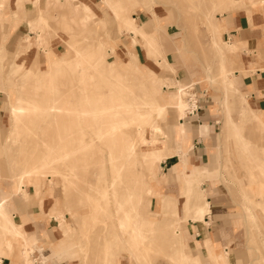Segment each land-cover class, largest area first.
<instances>
[{
    "label": "rangeland",
    "instance_id": "rangeland-1",
    "mask_svg": "<svg viewBox=\"0 0 264 264\" xmlns=\"http://www.w3.org/2000/svg\"><path fill=\"white\" fill-rule=\"evenodd\" d=\"M101 1L102 0H96L93 4L89 0L79 1L81 5L83 3L84 5L88 4L87 6L91 8L94 14L93 19L96 22L93 21L90 23V27L88 26L85 28V33H82L81 30L76 27L77 25L73 20H67L70 22V25H73V31L70 30L71 33L70 31L67 32L61 24L63 21L62 13L65 15L64 10H66V2L62 5L58 2L59 7L55 6L54 9L53 6L48 10L45 5V0H42L44 3H40L43 9L41 14L45 15L48 22L51 24H49V27H46L43 32L45 38L44 47L47 48L48 51L46 52L47 54L41 53V58L37 55V53H40L37 51L39 47L37 44L38 42H35L39 35L36 31H31V28L30 31L34 36L33 38V36L30 35L31 40L34 41L32 47L35 49L37 48V50H32V53L29 54H26L27 52L23 51L20 53L19 57L22 55L24 56L21 58L18 57L16 60L17 53L13 56V53H10L12 52L11 48H8V46L3 43L6 35L0 36V185L2 190L12 197L10 204L16 203V214L20 213L19 211L21 210L32 213L31 210L34 209L35 211L42 213V217H44L47 225L48 223H51L52 231L49 233H42V237L36 241L35 246L32 247L34 253L31 257L27 254L26 249L28 246H33L34 242L30 240L31 243L26 244L22 239L13 238L12 233H6L2 228H0V243L2 242L0 246H6V243L11 240L13 243L12 252L19 255V262L17 261L18 264H24V257L22 255H27L33 264H50L51 262H54V260L51 261L53 258H55L58 263L64 260H71L75 261L71 264H115V262H113V256L118 258V264H135L130 258V253L128 254L125 250L127 247L129 248L128 242L133 239L132 229H130V227V230L126 229L125 232L120 229L118 224L120 223L121 216L125 214L124 209H122L121 214L116 213L115 206L117 204L120 205V202L112 197L107 201L106 210L105 212L102 211L104 213L99 214L100 211H97L98 213L94 212L95 209L93 206L95 204L97 205L100 200L99 195L102 193V190L105 191V188L107 190L112 178L111 163L108 155L109 149L107 147L100 148L93 143L95 117H91V114L84 115L85 117L83 115L77 116L76 111L84 109L90 110V108L94 109L95 99L100 94L105 97L99 102V104L109 98L116 97L117 95H123V98L120 100L130 103L140 101V97L144 95L145 90L136 76L127 75L124 80L127 89L122 90L117 86V82L113 79H108V81H106L103 77L97 75L91 68H89L88 63L85 61H74L76 52H74L72 48H69V45L73 41L72 36L74 37L77 33L76 38H78V40H75L79 41L78 45L80 46L84 45L85 40L91 44L103 42L107 47L105 48V51L108 52L106 59L110 63L114 62L115 58L123 63H128L130 60V50L135 52L139 60L140 73L144 74V72L149 69L154 73L156 78H159L164 82L161 86V95L164 99V103L169 101L172 93H177L179 86L187 87L190 85L195 87L198 97H202V94L205 93L208 95L207 99L213 101L215 112H218L216 114V122L218 125L216 126L213 136H211L206 142L204 158L197 160L191 159L188 154L189 156L187 155L183 161V159L177 154L180 159L179 162L183 161L186 165L184 166L185 169H183L184 167L181 163L179 170L180 173H184L186 178L191 179L195 178L203 169H208L214 173L213 175H217V171L219 172L221 168H223L221 179L220 176H217V178H210L209 180L204 179V183L206 188H211L212 186L216 188L214 195L219 200L220 196L223 195V198H227L230 202V208L232 209L230 212V219H232L230 221V229H232V234L234 235L231 240V249L233 250L230 252V263L254 264L256 262L255 264H259L261 261L260 264H264V226L261 225L263 222L260 221L262 218L257 214L258 217L255 215L254 218L248 217V219H246L245 216L250 214V212L245 213V210L243 211L241 208V206L244 208L246 206L251 207L252 211H258L257 209L259 208L255 206V203L253 202L255 201V198L250 192L248 170L250 165H252L249 161L250 155L243 153L240 149V145L235 143L234 138L227 140L226 137H223L226 121L225 107L223 103H221L223 86L219 80L212 83L207 76L208 70L212 77H216V79L219 78L218 69L222 57L215 43L218 40H215L216 36L212 32L211 27H209L208 20L206 21L204 17V10H210L212 7L211 4L220 2H218V0H140L142 3L139 4L135 11H130L129 16L134 17L135 19L137 18L136 22L139 25L147 22L146 29L149 32L154 31L156 21H158V26L164 30V33H160L158 37L162 53L154 58L147 54L144 40L139 39L140 42L138 41L139 44L136 45L135 48L131 46L130 34L125 30L120 31L119 25L114 19V13L111 10L106 9V7H103ZM124 2L125 4L128 3L126 1ZM223 2L226 6H221L222 9L218 7L213 13V18L218 19L221 24L219 42L224 41L222 39L224 28L221 19L225 14L238 9V6L229 5L226 3V0H223ZM0 7H3L5 13L11 12L8 0H0ZM23 7L19 10L16 0V26L24 21L28 24L29 20L36 18L38 15L37 9L34 7L32 0H25ZM3 9L0 8V10ZM227 9L228 11H226ZM3 24L4 21L0 20L1 27H3ZM40 30L41 29H39V31ZM62 30L65 32L63 33ZM45 32L48 34L46 33L45 35ZM24 39L20 42L18 48L22 43H25ZM225 41L228 42V39H225ZM3 45L5 47H3ZM110 47L115 50L113 54L110 51ZM50 56L54 58L67 57V59H69L68 62L66 61L68 64L62 69L59 80L60 84L53 87L51 92L48 91V86L50 85L49 81L45 80L39 85L35 76L25 78L23 77V72H13L12 63L15 61L17 64L23 65L25 69H29L35 64V62H37L39 70L46 71L47 58H50ZM228 56L233 61L230 64L231 67H234L236 65L237 55L229 54ZM159 61L162 65L158 63ZM165 61L168 65L165 64ZM234 70H232V72ZM85 72L86 74H84ZM91 75L93 77H90ZM232 77L233 74L231 75V79ZM233 82L235 84L234 80ZM37 86H40L41 88L37 89ZM8 91L14 94L13 100L21 98L23 104L33 102L38 106V109L32 114L33 118L31 119V122L26 118H21L19 121L14 115H12L10 112L11 103L7 95ZM244 96L248 97L246 94ZM52 99L56 102H51ZM120 100L118 102H120ZM184 100L187 102L186 96L184 97ZM229 101L230 107H228L227 110L230 112L233 122L240 127H245L242 133L243 136L248 140L250 139V142L254 143L252 145L254 152L261 158L263 156V151L261 150L260 145L264 141V131H258V128L256 127L257 124L254 121L246 120L245 124L242 123L243 98L230 93ZM51 103L59 104L65 108V114L62 113L61 116L59 114L56 118L50 116L46 118L42 115L39 116L38 114L41 113V109ZM249 104L250 110L259 113L261 108L255 106L250 101ZM69 109L70 111H68ZM135 110L136 106L133 108V111ZM145 110L148 111V109H141L142 112ZM246 111L250 114L249 110ZM251 114L253 113L251 112ZM258 116L264 122V111L258 114ZM90 117L93 118V120ZM158 117L162 118L160 119ZM180 118L181 113L179 110L170 108L165 111L163 116H157L156 113L153 114L152 120L157 123L156 125L160 124L159 126L166 133V135L163 134V136L158 138L162 140L165 147L167 146L168 148L169 143L173 145L175 142L177 145L183 146L182 150L183 148L188 150L189 148L183 145V140L179 137L173 139V135L171 136V127L175 126ZM188 120L191 119L189 118ZM255 127L256 132L258 131V134H256L261 136V140H257L253 136L255 135L253 134ZM147 129L150 132L151 128L149 126ZM135 131L136 127L133 125L132 128L129 129V132L134 134ZM186 132V141L188 144V134L190 130L187 129ZM170 140H172V142H170ZM256 141L258 142V145H256ZM49 142H52V144ZM63 144L68 150H77L79 152L76 153V155H73L70 160L61 161L62 163L60 162L58 164L59 166H56L58 170H60L59 175L52 174L51 169H45L39 170V173L37 172L35 174L37 176L41 175L40 177L32 178L35 182L38 180L43 183L45 182L47 185L50 183V180H52L55 184L54 191L52 192L53 194L50 195L49 192H47L48 189L46 187V191L44 193L41 192L37 196L34 187L35 182L28 179L22 186L29 196L28 198L21 197L20 193L23 192H20L21 189L19 188L18 183L21 171L32 167L35 162L37 163L41 161L42 156L44 157L50 152H53L54 156L57 157V152H62L60 147ZM142 147L143 146H140L139 150H141ZM209 149L210 151H208ZM166 151L167 149L164 151L165 155L162 157V161L168 156H171V153H167ZM191 156L194 157L193 152L191 153ZM174 166L169 169L168 173L167 169H165V171L161 169L159 175L166 178L165 185L170 183L172 186L178 188L168 187V189L165 190L164 184L159 187L160 185L158 183H154L153 187L156 193H154L153 198L149 197L146 192L143 193L145 202L139 206V209L145 218L151 222L160 221L165 216L162 206L163 198L160 195L163 190L179 200L178 207L183 215L182 206L186 198L182 195V185L180 182H182L184 178H182L183 176L176 171ZM71 169L77 171H75L76 178L74 176L70 177L72 183L69 184L65 180L62 181V175L64 173H69ZM72 178H75V180ZM133 178L137 179V176H134ZM101 179L105 180V186H103V188L99 187ZM205 185L203 188H205ZM143 186L144 185L141 184L137 185L138 189H141ZM63 188L65 190H63ZM67 190L68 192L66 193ZM120 191L121 189L119 188V192ZM245 195L252 198V201H250L251 203L247 202ZM42 200L43 202L41 203ZM151 201H153L152 204ZM105 205L106 204L104 203V207ZM53 206H57L59 212L65 215V224L70 229L75 230L72 237L67 238L63 234V230L56 218H51L53 217L51 212ZM9 215L12 218L11 212H9ZM74 216L75 218L73 219ZM92 216L94 217L92 218ZM257 218H260V220L258 219V221ZM188 221L189 220L180 221L181 224L177 227H180L182 230L183 240L186 244L184 249L185 253L191 258H195L197 254L192 247L190 242L191 238L188 235ZM162 222L163 221L161 220L159 224ZM159 228L166 233L162 234L161 231H158V234H156L158 238L155 237V241H153L152 248H150L148 254L147 263L145 264H182V261L178 256L179 251H177L179 250V247L176 244V246L173 245V232L169 231L168 226H161ZM53 232L56 233L58 240L61 239V244L66 250L65 257L53 255V251L50 247L52 243L56 242L54 237L51 236ZM50 241H52V243ZM151 241L152 240H150V242ZM137 247L140 248V246ZM207 247L210 264H226L224 260L220 259L219 255L221 251L216 250L213 243L210 242ZM40 248L42 251H40ZM218 248L223 247L218 244ZM46 249L49 250V252L45 253ZM36 252L39 254H36ZM49 254L52 255V257H48ZM201 260H203V258H201Z\"/></svg>",
    "mask_w": 264,
    "mask_h": 264
},
{
    "label": "bare ground",
    "instance_id": "bare-ground-1",
    "mask_svg": "<svg viewBox=\"0 0 264 264\" xmlns=\"http://www.w3.org/2000/svg\"><path fill=\"white\" fill-rule=\"evenodd\" d=\"M124 1L128 3L125 4ZM246 1L253 3L254 0H226V3L234 6V5H240V4L243 5ZM32 2H33L34 7L37 9L38 15L36 18L29 20L30 28H31V31H36L37 34L39 35L38 39L35 40V42H38L37 44L39 45V48L47 52L48 51L47 48L44 47L45 38H44L43 32L45 31L44 29L46 27H49V24L51 23L48 22V19L45 15L41 14V12H43V9L40 3H44V2H42V0H32ZM58 2L60 3V5L66 2V7H65L66 10H64L65 15H63L62 13L64 22L62 21L61 24L67 30V32L70 30L73 31L72 30L73 25L71 24L72 25L71 27V25L69 24L70 22H68L67 20H73L77 25L76 27H78L82 33L83 32L85 33L84 29L87 28L89 24L94 21L93 19L94 14L91 8L84 4L81 5V3L78 0H65V1L45 0V5L48 10L49 8L53 6H54L53 8L55 9V6L59 7ZM218 2L220 3H217V2L213 4L210 3L212 5L210 10L204 8L205 9L204 17L206 21L208 20L207 21L209 22L208 25L209 27H211L212 32L216 36L215 40H218L215 43L222 57L221 62H220V67L218 69L219 78L216 79V77H212V75L210 74V72H208V70H207V76H208L209 81H211L212 83H214V81L219 80L221 82V85L223 86V91L221 92V103H223L225 107V113H226V121L224 125L223 137H226L227 140L230 138H234L235 143L237 145H240V149L243 151V153H247L250 155L249 161L252 163V165H250V167L248 168L249 180H250V183H249L250 192L252 196L255 198V201H253L255 203V206L259 208L257 209L258 211H252L251 207H247V206L245 208L241 206V208L243 211L245 210V213L250 212V214L245 216L246 219H248V217L254 218L255 215L259 214L262 220H260V218H257V220L259 219L260 221H262L263 224L261 225L264 226V141L260 145L261 150L263 151L262 152L263 156L260 158L254 152V148L252 146L254 143L250 142L249 141L250 139L248 140L242 134L245 127H240L235 122H233L230 116V112L227 110L228 107H230V101H229L230 93L234 95H238L241 98H243V104H242L243 105V110H242V117H243L242 123L243 124H245L246 120L254 121L257 124L256 125V127L258 128L257 130L264 131V122L258 116V114L262 113V111L264 110H260L259 113H256L253 110H250V104L246 96H244V94L236 87L233 80L231 79V75L233 74L232 70L234 68L231 67L230 65L231 62L233 61L230 59L228 55L229 54L237 55L239 51V45L233 42L231 43L226 42V41L219 42L220 41L219 37L221 35V24L218 21V19L213 18V13L218 7L222 9L221 6L225 4L223 0H220V1L218 0ZM141 3L142 1L140 0L138 1L137 0H102L103 7H106V9H109L114 13V19L119 25L120 31L125 30L130 34L131 46L135 48V46L139 44L138 43L139 39L144 40L145 46L147 48V54L150 57L156 58L162 53L160 50V44L158 42V37L160 33H164V30L158 26L159 25L158 21H156L154 31L149 32L146 29L147 22H144L142 25H139L136 22V19L134 17L129 16V12L133 10L135 11L138 8L139 4ZM24 4H25V0H17V6L19 10L22 9ZM0 8L3 9V7H0ZM228 9L226 11H228ZM16 17H17V14H16ZM4 19H5V13L2 12L0 14V20L3 21ZM39 29L41 30L39 31ZM46 30H49V29H46ZM64 30H62L63 33L65 32ZM54 32H55V29H54ZM46 33L47 32H45V35ZM76 35L77 33L75 34L74 37L72 36L73 41L70 39L72 42L69 45L70 46L69 48H72V50L76 52L74 61H79V62L85 61L86 63H88L89 68H91L97 75H99L100 77H103L106 81H108V79L109 80L113 79L115 82H117V86H119L122 90L127 89V87H125V84H124V80L126 76L127 75L136 76L140 84L144 87V90H145L144 95L140 97V101H135V102H130V103L120 100L123 98L122 97L123 95H117L116 97L109 98L108 100H105L103 101V103L99 104V102H101V100L104 99L105 97L102 94H100L95 99L94 109L90 108V110L84 109V110L76 111L77 116L78 115L86 116L88 114H91L90 115L91 117L93 116L95 117L96 120L94 122L95 130L93 133V143L95 146H98L100 148L107 147L109 149L108 155H109V159L111 163L112 178H111V182L107 190L106 188H105V191L101 189L102 193L99 195L100 200L98 201L97 205L95 204L93 206L95 209L94 212L98 213L100 211L99 214L104 213L106 210L105 208L107 206V201L112 197L118 202H120V205L117 204L115 206L116 213L121 214L122 209H124L125 214L121 216L120 223L118 224L121 230L125 231L126 229H129L130 227H131L130 229H132L133 239L132 241L128 242L129 248L127 247V249L125 250L127 251L128 254L130 253L131 255L130 258L131 260L134 261L135 264L147 263L150 248H152L151 246L153 245V241H155V237L158 238L156 234H158V231H161L159 228L161 226H168L169 231L173 232V245L176 244L179 247V250L177 251H179L178 256H179V259L182 261L181 262L182 264H193V263L202 264L200 254L196 255L195 258L192 257L193 258L192 259L190 256L187 255V253H185L184 249H185L186 244L183 240L182 230L180 229V227H177V226H180L181 224L180 221H183V220L184 221L192 220V222L193 221L194 222H204L206 215H209L212 213L211 203L207 200V195H208L207 190L203 188V186L205 185L204 182L206 179L209 180L210 178H214V177L217 178V176H220V179H221L223 168H221L219 172L217 171V175H213L214 173L208 169H203L195 178H191V179L186 178L183 172L180 173L183 176L182 178H184V180L180 182V184L182 185L181 186L182 195L184 196V198H186L182 206L183 215L181 214V211L178 207V203H179L178 199L170 194H167L164 190L161 191V194H160L161 197L163 198L162 206H163V211L165 213L164 218L161 219L163 221L161 224H159L161 220L151 222L150 220L146 219L145 216L141 213V210L139 209V206L145 202V197H143L144 192H146L149 197L153 198L154 193H156L153 187L154 183H158L160 185L159 187H161L163 184L164 185L166 184L165 183L166 178L161 177L159 174L161 172L162 157L165 155L164 151L167 149V146L165 147L162 143V140L158 139L160 136H163V134L166 135V133L159 126L160 124L156 125L157 123L153 122L154 121L152 120L153 114L156 113L157 116H163V114L165 113V111H167V109L172 108V109L179 110V112L181 113L180 120L188 119L189 117L186 115L188 103L185 101L186 99L184 100V97L187 95L185 88H184L185 86L184 87L179 86L177 93L176 92L172 93L169 101L167 103H164L163 102L164 99L162 98V95H161L162 94L161 86L163 85L164 82L160 80L159 78H156L154 76V73L150 71L149 69L146 70L144 74L140 73L141 70L139 69V60L135 52L130 50V60L128 63H123L117 58H115L114 62L110 63L106 59L108 56V52L105 51V48L107 47L105 46L103 42L91 44L87 40L85 41L83 40L84 45L81 43L83 46H80L78 45L79 41H77L78 38H76ZM24 41L25 43H22L20 47L18 48L15 60L19 57L21 52L30 50L31 47L34 45V41L31 40L30 35L26 36ZM110 51L112 52V54L115 52V50H113L111 47H110ZM68 60L69 59H67V57L54 58L50 56V58L49 57L47 58V70L46 71L39 70L37 62H35V64L32 65L29 69H25L23 65L17 64L16 61L12 63V67H13V72L15 73L23 72V77L25 78H28V77L31 78L35 76L36 77L35 79L37 80V83L39 85L42 84L43 81L45 80L49 81L50 85L48 86V89H49L48 91L51 92L53 90V87H55L57 84H60L59 83L60 75L62 73V69L64 68V66L68 64L67 63ZM158 63L162 65L160 61ZM165 64L168 65L166 61H165ZM84 74H86V72ZM90 77H93V76L91 75ZM40 88H41L40 86H37V89H40ZM7 95L10 99V103H11L10 112L12 113V115H14L16 119H18L19 121L21 118L22 119L26 118L29 122H31V119L33 118L32 114L38 109V106L33 102H30V103L28 102L27 104H23V100L21 98L17 100H13L14 94L12 92L8 91ZM119 100L120 102H118ZM51 102L55 103L56 101L52 99ZM53 103L48 104L43 109H41V113H39L38 115L39 116L42 115L46 118L49 116L52 118H56L59 114L60 116L62 113L65 114V111H66L65 108H63L59 104H53ZM135 106H136V110L133 111V108ZM144 107H147V108H144ZM141 109H148V111L145 110L144 112H142ZM246 110H249L250 114ZM68 111H70V109ZM251 112L253 114H251ZM66 115H67V112H66ZM91 119L93 120V118ZM133 125H135L136 127V131L134 134L129 132V129L132 128ZM148 126L151 128L150 132L147 129ZM256 127L253 130L254 132L253 134H255L253 136L255 139L261 140L262 139L261 136L257 135L258 131L256 132ZM179 129H180L179 138L184 141L183 145L187 146L189 149L186 150L183 148L182 150L183 146L177 145L174 142L175 151L171 152V155L178 154L184 161V158H186L188 154L190 155V151L192 149V145L190 144L188 145L186 141V134H187L186 131L187 129L190 130L191 128H189L188 124L186 125L183 122H181ZM210 131H211V128L203 126L201 127L200 135H207L209 134ZM172 140H170V142H172ZM118 141H121V142H118ZM49 143L52 144V142H49ZM256 145H258V142L256 143ZM140 146H143L141 150H139ZM170 146H172V144H170ZM60 149L62 152L60 151L57 152V155H58L57 157L54 156L53 152H50L44 157L42 156L41 161L37 163L35 162L32 165V167L21 171V173L19 174V180H18L19 188L21 189L20 192H23V193H20L21 197L28 198L29 195L27 191L23 189L22 185L28 179L33 180L32 178L38 177L39 175L37 176L35 174L37 172L39 173V170L51 169L52 174L59 175L60 170H58L56 166L61 161L70 160V158L73 155H76V153L79 152L77 150L75 151L68 150L64 144L60 147ZM78 149H79V145H78ZM184 151H185V154H184ZM75 171L77 170L71 169L69 173L63 172L64 173V174L62 173L63 179L61 178L62 181L65 180L69 184L72 183V180L70 177L74 176L76 178ZM134 176H137V179H134L133 178ZM75 178H72V179L75 180ZM33 182H35V180H33ZM104 182L105 180L101 179L99 187L103 188V186H105ZM138 184H141L144 186L141 189H138L137 187ZM54 185L55 184L52 180H50V183L48 185L45 184V182L43 183L42 181L40 182L36 180L34 184L36 195L38 196L41 192L44 193L46 191V187L48 189L47 192H49V194L52 195L53 194L52 192L54 191ZM119 188L121 189L120 192H119ZM63 190L65 189L63 188ZM67 192L68 190L66 191V193ZM245 197H246L247 202L251 203L250 201H252V198H249L246 195ZM55 201H56V198H55ZM42 202L43 200L41 201V203ZM104 203L106 204L105 207H104ZM152 203L153 201H151V204ZM51 212L53 216L52 218H56L57 222L60 224L61 229L63 230L62 231L63 234L67 238L72 237V235H74L73 233L75 230L70 229L65 224V221H66L65 215L59 212L57 206H53ZM93 217L94 216H92V218ZM97 217H98V214H97ZM256 217H258V215ZM74 218L75 216L73 217V219ZM0 228H2L6 233H12V235L15 236L16 239H22L26 244L31 243L30 240L27 239L24 232L20 229V227H18L17 223H15L12 220V218L9 215V212L5 209V207L2 204H0ZM161 233L164 234L166 232L161 231ZM150 240L152 241L150 242ZM209 240H207L208 242L206 241L207 245L210 243ZM11 246H12L11 243L7 242L5 249L9 250ZM137 246H140V248ZM220 251H221L219 255L220 259L224 260L226 264H230L231 250H229L228 248H225ZM6 253L7 252L4 251V255H6ZM30 253L31 252L27 250V254H30ZM113 257H114L113 262H115V264H118V258L115 256ZM23 260H24V264H33V262L30 260V258L27 255L24 256ZM0 263H1V259H0ZM260 263L261 261L259 262V264ZM239 264H244V263H239Z\"/></svg>",
    "mask_w": 264,
    "mask_h": 264
},
{
    "label": "crops",
    "instance_id": "crops-1",
    "mask_svg": "<svg viewBox=\"0 0 264 264\" xmlns=\"http://www.w3.org/2000/svg\"><path fill=\"white\" fill-rule=\"evenodd\" d=\"M89 1H91L93 4L96 0ZM8 4L11 8V12L5 13L4 9L0 10V14L2 12L5 13L3 27L0 26V36L6 35L5 41L3 40V43H5L8 48H11L12 52L10 53H13L14 56L18 51V45L20 42L28 35L33 36V33L30 31L29 23L27 24L25 21L16 26V0H8ZM236 6L239 8L235 11L225 14L221 19L224 28L222 39L224 41L225 39H228V42L237 43L239 45V51L236 56V65L233 67L235 70L233 69L234 71L232 72V79L235 81L236 87L244 95H248L246 98L251 103L261 108V110H264V0H254L253 3L246 1L243 5L240 4ZM3 47L5 46L3 45ZM32 50H37V48L35 49L31 47L30 50L26 51V54L32 53ZM37 51L40 52L37 53L40 58L41 53L47 54L45 50L40 49L39 47ZM207 98L208 95L203 93L201 99V109L195 117L190 118L191 120H188L189 118L186 120H178V123L171 127V136L173 135V139H177V137H179V128L181 122L186 125L188 124L189 128H191L188 134V144L192 145V149L190 151L191 159L197 160L204 158L206 142L211 136H213L216 126L218 125L216 122V114L218 112H215L213 101H209ZM203 126L211 128L209 134L200 135L201 127ZM170 144L171 143H169V147L167 148V153L175 151V146H173L175 144L172 146H170ZM208 151H210V149ZM192 152L194 157L191 156ZM179 160L180 159L177 154L168 156L162 161L161 169L164 171L167 169L168 173L169 169L175 165L174 167L176 168V171L180 174L179 169L181 167V163L183 164V167L186 165L185 162H179ZM183 169H185V167ZM176 171L174 172L177 173ZM170 185V183L164 185V189L167 190L168 187L178 188ZM205 189L207 190L208 194L207 200L211 203L212 213L206 215L204 222H192V220H189L188 235L191 238L190 242L195 253L197 255L200 254V257L203 258L202 264H210L208 259L207 240L210 239L209 242L213 243V246L216 250H222L225 248L233 250L231 249V240L232 236L234 235L232 234V229H230V221L232 220L230 219V212L232 209L230 208L229 200L227 198L224 199L223 195L220 196V200L215 197L214 194L216 188L214 186L211 188H206L205 185ZM11 201L12 197H10L7 192L3 191L0 185V204H2L7 211L9 210L8 212H11L12 220L17 223L18 227H20V229L24 232L27 239L34 242L33 246H28L26 249L31 252L29 254L31 257V254L34 253V249L32 247H34L36 241L42 237V233L52 232L51 223H48L47 225L44 217H42V213L37 212L34 209L31 210L32 213L21 210L19 211L20 213L16 214V203L10 204ZM51 236L56 240L55 243L50 241L52 243L50 247L53 251V255L65 257L66 250L61 244V239L58 240L57 235L54 232ZM13 238L16 239L15 236H13ZM10 243L12 246L9 250L5 249V245L2 247L0 246V264H18L17 261L19 255L12 252L13 243L11 240ZM218 244H220L223 248H218ZM4 251L7 252L6 255H4ZM40 251H42L41 248ZM47 252H49V250L46 249L45 253ZM37 253L38 252H36V254ZM22 256L24 257L25 255ZM48 257H52V255L49 254ZM52 260H54V262H51L50 264H71L72 262H75L71 260H64L58 263L55 258L51 259V261Z\"/></svg>",
    "mask_w": 264,
    "mask_h": 264
},
{
    "label": "built area",
    "instance_id": "built-area-1",
    "mask_svg": "<svg viewBox=\"0 0 264 264\" xmlns=\"http://www.w3.org/2000/svg\"><path fill=\"white\" fill-rule=\"evenodd\" d=\"M185 91L187 93V103L188 108L186 110V115L189 118L195 117L201 109V99L202 97H198V94L193 85L185 87Z\"/></svg>",
    "mask_w": 264,
    "mask_h": 264
}]
</instances>
